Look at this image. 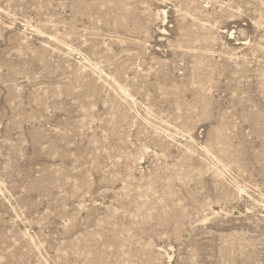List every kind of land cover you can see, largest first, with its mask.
I'll return each mask as SVG.
<instances>
[{
  "label": "rangeland",
  "instance_id": "374dc122",
  "mask_svg": "<svg viewBox=\"0 0 264 264\" xmlns=\"http://www.w3.org/2000/svg\"><path fill=\"white\" fill-rule=\"evenodd\" d=\"M0 264H264V0H0Z\"/></svg>",
  "mask_w": 264,
  "mask_h": 264
}]
</instances>
